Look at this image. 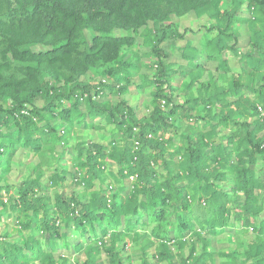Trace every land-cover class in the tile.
Returning <instances> with one entry per match:
<instances>
[{"label": "trees", "instance_id": "16d2710c", "mask_svg": "<svg viewBox=\"0 0 264 264\" xmlns=\"http://www.w3.org/2000/svg\"><path fill=\"white\" fill-rule=\"evenodd\" d=\"M185 16L208 26L179 48V103L164 44L184 39L172 17ZM136 74L143 117L123 98ZM98 121L106 144L70 146ZM20 149L37 162L12 187ZM3 215L19 229L0 235V264H130L129 244L139 264H264V0H0Z\"/></svg>", "mask_w": 264, "mask_h": 264}, {"label": "rangeland", "instance_id": "374dc122", "mask_svg": "<svg viewBox=\"0 0 264 264\" xmlns=\"http://www.w3.org/2000/svg\"><path fill=\"white\" fill-rule=\"evenodd\" d=\"M246 15V14H244ZM172 21L175 22L178 26L179 32L181 34H184V39L182 40H176L173 42H166L164 44L165 46V50L166 52L169 53V59L168 62L171 63L174 66H179L176 69V75L173 76L174 80V84H176L178 86V84L182 83V81L184 80V77L180 75L181 72V65H183V60L180 57V53L178 54L179 51V46H184L185 44H192L194 46L199 45V43L202 41V39L206 38V33L205 29L208 26V19L206 17H202V18H195L194 16H185L182 17L181 19L176 18V17H172ZM245 30L242 31V35L240 38V45L245 48V44H246V34H245ZM127 51V50H124ZM142 62L144 64H146V66H148V68H141L140 71L138 72V74L140 75H147V74H151L150 71V67L149 66H154V60L153 59H142ZM229 64L233 67H238L239 64L237 62L236 59L229 57ZM212 68V67H211ZM213 69V68H212ZM89 79H93V77L91 76ZM140 84V80L138 78V75H133L132 78V84L129 88V90L127 91V93L123 96L124 99H128L127 101L131 104H133L132 106L135 108L136 111H138V115L139 117H143L146 116L149 111H150V90L151 88H146L144 90H139L137 88H135L136 85ZM180 86V85H179ZM182 86V85H181ZM186 91L184 89V87H181L179 89V93L177 94V101L181 102L184 101ZM95 125L98 126L97 129H95V131H93V129H84L83 127L80 128V130L77 129V134L75 136L71 137V142H70V146H73L75 141L78 138H83L84 140H95L97 141L102 140L104 141L103 144H106V141L108 138V132L111 129V126L109 125H105L103 124V122L98 121L94 123ZM101 135H98V134ZM177 140H175L176 142ZM70 154V153H68ZM69 156H67L66 158H64L65 162L69 163ZM30 156L29 155H21V153L19 152V154L17 155V157H15L13 160L15 161H11L12 164H10V171L7 173L6 175V183L8 185H11L12 187H16L21 180H23L24 178L27 177L28 173H29V169L25 168V163L26 162H31L30 160ZM28 160V161H27ZM18 161L22 162V163H17ZM30 165V164H29ZM106 166V170H115V166L110 163V162H106L105 164ZM50 174V172H46V176H48ZM106 184V182H105ZM108 186V185H107ZM115 188V187H114ZM71 189V188H70ZM67 192H69L68 189H66ZM14 192V191H13ZM15 193H13L14 195ZM12 195V196H13ZM18 228V224L16 219L14 218V216H7V215H3L0 217V235H7V237H13L15 238L17 236L15 229ZM19 229V228H18ZM242 239H244L245 241H249L251 239V236L249 237H242ZM235 243V233H234V229L233 230H228L222 234H220L214 242V248L218 251L220 250H225L228 251L230 249V247L234 246ZM63 254H67L65 253V251L61 252ZM124 255L125 256H129L130 258V264H139L140 262V255H139V250L137 249V247H135L132 244L128 245V249L126 251H124ZM103 263L105 264V262L103 260H101ZM219 260H216V264L218 263ZM126 262V261H125ZM125 264H128L125 263Z\"/></svg>", "mask_w": 264, "mask_h": 264}, {"label": "crops", "instance_id": "0c3cea01", "mask_svg": "<svg viewBox=\"0 0 264 264\" xmlns=\"http://www.w3.org/2000/svg\"><path fill=\"white\" fill-rule=\"evenodd\" d=\"M194 46V45H193ZM181 46H179V48H180ZM178 54H179V51H178ZM185 64V62L183 61V65ZM183 65H181V66H183ZM230 67L233 69V70H237L239 67H233V66H231L230 65ZM91 77V74H89L88 76H87V78L89 79ZM175 85V87H177V91H176V98H177V94L179 93V89L181 88V84L179 83L178 84V86L176 85V84H174ZM180 85V86H179ZM126 100V99H125ZM128 100V99H127ZM126 100V101H127ZM176 101H177V99H176ZM177 102H179V101H177ZM181 102H183V101H181ZM181 102H179V103H181ZM127 103L129 104V105H133V104H131V103H129L128 101H127ZM135 109V108H134ZM137 113H138V111H137ZM80 128L81 127H78L77 129L78 130H80ZM93 131H95V129H93ZM96 133H98V132H96L95 131V134ZM98 135H101L100 133L98 134ZM97 142H99V143H101V144H103L104 143V141H102V140H97ZM19 152L21 153V155H23V154H25V155H29L30 156V161L32 162V164L34 165L37 161V159L36 158H33V156L31 155V154H29L26 150H18V151H16V153H15V155L13 156V158H12V160L15 158V157H17V155L19 154ZM67 156H69V157H71V153L70 154H68V153H66L65 154V156H64V158H66ZM13 161H15V160H13ZM28 161V160H27ZM17 163H22V162H20V161H18ZM10 164H12V163H10ZM26 165H25V168L26 169H28L29 168V164H30V162H26L25 163ZM70 164L68 163V162H65L64 160H63V162H60L59 163V165H58V167H60V168H67L68 166H69ZM44 170H46L45 168H44ZM45 174H46V172H45ZM33 176V175H32ZM45 177H47L46 175H45ZM22 181V180H21ZM7 182V181H6ZM48 183L45 181V185H47ZM49 192V194L50 195H52L53 194V192L54 191H52V190H49L48 191ZM10 195L12 196L13 195V192L12 191H10ZM14 196V195H13ZM17 237V236H16Z\"/></svg>", "mask_w": 264, "mask_h": 264}, {"label": "built area", "instance_id": "2783aa9c", "mask_svg": "<svg viewBox=\"0 0 264 264\" xmlns=\"http://www.w3.org/2000/svg\"><path fill=\"white\" fill-rule=\"evenodd\" d=\"M102 82L104 83L105 81L102 80ZM94 99L98 100V99H99V96H95ZM29 112H30V108L27 107V108H25V109H23V110L21 111V114H22V115H28ZM61 133H62V132H61ZM138 147H139V143H138V142H134V149L137 150ZM133 180H134V177H133V176H130V177L128 178V182H130V183H131ZM111 189H112V187L110 186V187H109V190H111ZM107 196H108V195H107ZM4 202H6V199H4ZM186 239H187V238H186ZM127 249H128V245L126 246V250H127Z\"/></svg>", "mask_w": 264, "mask_h": 264}]
</instances>
